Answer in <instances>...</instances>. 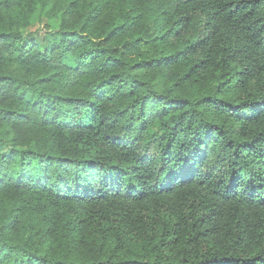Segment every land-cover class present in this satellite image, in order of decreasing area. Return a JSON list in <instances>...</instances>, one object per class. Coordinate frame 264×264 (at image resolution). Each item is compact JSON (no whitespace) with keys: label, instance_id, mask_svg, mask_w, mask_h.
Masks as SVG:
<instances>
[{"label":"trees","instance_id":"16d2710c","mask_svg":"<svg viewBox=\"0 0 264 264\" xmlns=\"http://www.w3.org/2000/svg\"><path fill=\"white\" fill-rule=\"evenodd\" d=\"M0 264H264V0H0Z\"/></svg>","mask_w":264,"mask_h":264},{"label":"rangeland","instance_id":"374dc122","mask_svg":"<svg viewBox=\"0 0 264 264\" xmlns=\"http://www.w3.org/2000/svg\"><path fill=\"white\" fill-rule=\"evenodd\" d=\"M40 26H41L40 23L37 21V22L34 23V25H32L28 30H30V31H35V30L39 29Z\"/></svg>","mask_w":264,"mask_h":264}]
</instances>
